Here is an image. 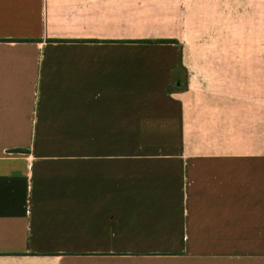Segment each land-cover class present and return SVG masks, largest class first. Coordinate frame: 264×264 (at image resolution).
<instances>
[{"label":"crops","instance_id":"1","mask_svg":"<svg viewBox=\"0 0 264 264\" xmlns=\"http://www.w3.org/2000/svg\"><path fill=\"white\" fill-rule=\"evenodd\" d=\"M264 264V0H0V264Z\"/></svg>","mask_w":264,"mask_h":264},{"label":"rangeland","instance_id":"2","mask_svg":"<svg viewBox=\"0 0 264 264\" xmlns=\"http://www.w3.org/2000/svg\"><path fill=\"white\" fill-rule=\"evenodd\" d=\"M250 264H254V263H250ZM257 264H260V262H259V263H257Z\"/></svg>","mask_w":264,"mask_h":264}]
</instances>
